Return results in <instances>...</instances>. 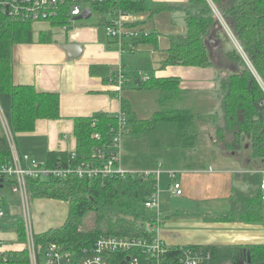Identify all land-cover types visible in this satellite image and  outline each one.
I'll use <instances>...</instances> for the list:
<instances>
[{"label": "trees", "instance_id": "trees-1", "mask_svg": "<svg viewBox=\"0 0 264 264\" xmlns=\"http://www.w3.org/2000/svg\"><path fill=\"white\" fill-rule=\"evenodd\" d=\"M188 2L191 6L199 7L200 14L186 17L185 36H171L163 67L216 68L227 74L226 92L221 102L223 125L216 124L215 128L217 144L226 153L238 155L250 151L248 157L262 167L254 174L246 175V181L256 187L255 190L250 193L234 191L230 198V209L212 220L217 223L264 226V201L260 188L263 176L259 172L264 170V0ZM113 4L127 13H149L150 16L167 9L165 5L152 0H117ZM110 7L111 4L94 5V9L101 12ZM214 9L219 12L243 54L230 39ZM69 22L67 15L62 14L52 26H64ZM158 36L155 32H149L147 36L128 40L125 49L134 52L143 44L156 45ZM211 40L217 42L213 48L210 47ZM35 42H54L53 32L41 31L36 38L32 24L0 16V108L15 140L20 135L34 133L40 121L61 119L58 93H41L33 85L15 82L14 50L17 46ZM130 42L132 47H128ZM225 42L230 43V49L226 48L229 44ZM116 72L103 65L90 68L91 75L102 77L106 84L113 82ZM145 88L156 89L160 110L147 119H140L131 109L129 101L122 98V111L126 115L125 135L141 136L154 131L160 124L171 123L178 128L176 147L185 151L195 149L200 140L196 123L201 117L180 105L186 101L187 94L181 80L175 77L142 79L136 89ZM219 117L209 116L212 121L215 120L214 123ZM118 124V114L97 113L92 117L75 118L76 149L72 152H50L46 164L42 166L54 169L102 163L104 160L100 159L98 150L104 149L105 154L111 152ZM12 160V149L7 135H4L0 137V168L9 165ZM12 182L4 178L3 182L0 181V188ZM155 185L153 176L141 174L106 179L79 178L76 175L65 178L50 176L47 180L29 178L27 189L30 199L68 204L67 217L61 227L35 235L38 250L41 248L39 251H43L46 246L55 243L79 252L93 246L102 235H148L144 224L155 223L158 219L156 212L145 207ZM89 215H92L94 225L85 228ZM0 223L5 231L14 230L17 233L19 243L26 241L21 214L6 216ZM244 250L250 252L252 264H264V244L213 247L210 249V264H239ZM7 263L30 264L27 251H11Z\"/></svg>", "mask_w": 264, "mask_h": 264}, {"label": "crops", "instance_id": "crops-1", "mask_svg": "<svg viewBox=\"0 0 264 264\" xmlns=\"http://www.w3.org/2000/svg\"><path fill=\"white\" fill-rule=\"evenodd\" d=\"M152 1L165 5L167 9L154 16H150L149 13L141 14L144 28L159 36L156 45L147 43L137 48L136 51L149 53L147 67L150 69L139 68L136 71H131L132 76L127 74L130 68L123 63L125 56H121L116 47L111 46L113 42H107L103 32L93 25H87L75 31L71 26L68 32H64L60 28L50 30L51 27L47 23L36 24V38L41 31H51L54 42L47 44L35 42L15 48V82L20 85H33L41 93H58L61 99V119L40 121L34 133L20 135L16 138L15 150L20 156L28 155L39 163L38 160L47 159L50 152L74 151L76 149L75 118L92 117L97 113L116 115L123 110L122 98L129 101L131 109L137 117H145V113L152 115L157 112L152 93H148L144 97V91L136 89V86H140L143 77L148 79L175 77L181 80V86L185 91H208V93L212 91V97L218 92L221 97L224 96L227 74L216 68H187L180 65L163 67V63L168 57L167 50L170 47L171 36H185L186 17L189 14H200V8L191 6L188 0ZM68 44L82 45L83 55L78 59L69 58L64 50V46ZM226 48L230 49V46H226ZM93 65L107 66L113 72L119 68L123 69L127 77V84L121 99L110 90L109 85L104 82L102 77L91 75L90 68ZM140 72L143 76L140 75ZM218 78L221 79L222 84H216ZM141 96L143 99L145 98L144 101H140ZM132 100H135L136 103ZM2 115L0 108V137L6 135L8 130L7 122ZM204 116L209 117L210 115ZM219 118L216 123L213 120L215 128L218 125H223L222 116ZM163 125L167 124L159 126ZM168 125L173 126V124ZM174 128L177 135L171 142L162 146L159 161L164 159L170 149H178L176 147L178 128L176 126ZM233 154L240 158L238 167L214 168L210 166L206 168L205 166L199 167L195 163H184L179 172L172 168L164 169L161 162H158L156 170L136 168L134 164H126L122 156V165L129 171L155 172L159 170L162 173L167 172V174L174 172L176 181H178V174L180 175L181 180L178 182L182 185L183 193L178 198H184L185 205L189 208L182 206L178 209V207H167V204H162L164 210L163 213H160L163 219L160 233L167 245L198 246L203 249H211L213 247L264 244V226L217 223L212 220V218L223 214L218 213L221 207L231 206L230 198L234 191L250 193L256 188L246 181V175L254 174L261 166L251 157H243V153ZM181 159L189 160L187 156H183ZM171 181L173 183L172 179ZM169 193L175 197L171 188H169ZM36 202H38V207L49 208L52 212L60 208L59 204L62 203L42 200H36ZM53 220L56 222L55 218ZM64 221L58 223L63 224ZM0 239L5 245L3 255L10 259L11 251L18 249L17 233L14 230L4 231L0 234Z\"/></svg>", "mask_w": 264, "mask_h": 264}, {"label": "built area", "instance_id": "built-area-1", "mask_svg": "<svg viewBox=\"0 0 264 264\" xmlns=\"http://www.w3.org/2000/svg\"><path fill=\"white\" fill-rule=\"evenodd\" d=\"M117 0H0V16L6 17L12 21L36 24L47 23L52 28H60L68 32L70 24L74 19L80 16L87 8L93 12L94 5L111 4V7L104 12H110L116 21L107 23L106 34L108 39H114L119 47V52H124L125 42L147 36L149 31L143 26L141 14H133L122 11L118 6L114 7ZM113 5V6H112ZM95 10V9H94ZM216 16L225 24L219 12L214 9ZM66 14L70 24L64 26H52L60 15ZM39 33V32H37ZM228 34L233 38L237 49L243 54L235 37L229 30ZM128 47H132L130 42ZM140 75L142 73L140 72ZM144 80L148 78L143 77ZM127 77L122 68L116 72L115 79L109 85L110 90L120 99L125 89ZM3 116V115H2ZM4 118V116H3ZM119 124L114 135L113 144L108 154L104 149L98 150V155L102 163H93L90 165H78L76 167L68 166L66 168L47 169L28 155L20 156L15 150V139L8 127L7 137L12 149L13 160L7 166L0 168V181L4 178L13 182L9 185L12 193L18 195L22 201V218L25 226L26 242L18 243L21 251L26 250L29 256L30 264H210L212 253L210 249H203L198 246H169L161 238L162 218L157 210L160 209V191L159 178L162 172H134L125 169L122 165V139L125 136L126 115L123 111L118 113ZM5 120V118H4ZM6 122V120H5ZM75 154L73 153V158ZM28 164V165H26ZM262 174L261 191L264 201V170L259 171ZM141 174L153 176L156 180L155 190L145 203L147 210L156 212L157 221L146 222L144 227L148 235L142 237H119L102 235L91 247H85L79 252L67 250L58 244H49L43 251L38 250L33 226V217L31 212L30 198L27 189V180L46 179L50 176L56 178H65L69 175H76L79 178L98 179V178H116L127 175ZM173 183L171 191L176 197L182 196V185L176 181V173H169ZM4 196L0 195V220L6 217L4 211ZM0 223V234L4 232ZM4 242L0 239V264H8L7 257L4 254ZM20 251V249L16 250Z\"/></svg>", "mask_w": 264, "mask_h": 264}, {"label": "rangeland", "instance_id": "rangeland-1", "mask_svg": "<svg viewBox=\"0 0 264 264\" xmlns=\"http://www.w3.org/2000/svg\"><path fill=\"white\" fill-rule=\"evenodd\" d=\"M117 17H113L110 12H101L96 11L93 9L92 16L88 20H81L70 24V28L74 31L76 29L82 28L87 25H93L97 27L101 32H103L107 42H113V45L119 52V47L114 39H108L106 30H107V23L116 21ZM144 26V25H143ZM225 30L229 32L228 26L224 24ZM147 30V29H146ZM229 35V34H228ZM230 39L234 43L233 38L229 35ZM226 41V36H224ZM225 44H229L225 42ZM235 45V43H234ZM236 46V45H235ZM137 50V49H136ZM132 52L129 49H125L124 52H121V56H125L123 59V63L125 66L129 67L127 74L132 76L131 71H136L139 68H143L144 70H149L150 68L147 67L148 61V52H139V51ZM147 61V62H146ZM123 64V65H124ZM124 67V66H123ZM155 72V71H154ZM222 84L221 79L218 78L216 84ZM144 97L148 95V93H152V97H154L155 107L160 110V104L158 102V93L156 89H148L145 88L144 90ZM226 92V91H225ZM186 101L180 104L183 108L190 109L195 114L199 115L201 118L197 120L196 126L200 133V140L198 146L195 149H190L188 151L182 149H170L167 154H165L164 159L159 161L160 158V150L162 149L163 145H166L167 142H171L173 138L177 135L175 126L167 125L159 126L154 131L148 132L141 136L133 137L125 135L122 139V156L124 161L128 165L134 164L136 168H158V162L164 166V169L172 168L176 172H179L182 169L184 163H195L198 164L199 167L205 166L209 168L210 166L217 168H234L240 166L239 159L237 156H233V153H226L223 149L217 144V137L215 134V125L213 121L204 116L206 114L209 115H219L222 116V109H221V101L222 98L218 93L215 94L214 97L211 96L212 91H186ZM143 96L140 97V101H144ZM135 102V100H132ZM136 103V102H135ZM157 111V110H156ZM155 113V112H154ZM153 113V114H154ZM152 114V115H153ZM149 113H145V117H139L140 119H147L150 116ZM204 117V118H203ZM164 124V123H163ZM174 129V130H173ZM213 139V140H212ZM124 151V152H123ZM250 151H245L243 153V157L247 158ZM183 156H187L189 158L188 161H183L181 158ZM194 159V160H193ZM38 160V159H37ZM41 165L46 164L47 159L38 160ZM201 165V166H200ZM163 169V170H164ZM162 172V171H160ZM47 180V178H46ZM177 180L180 181V175L178 174ZM159 191H160V209L157 210V213H163L164 206L162 204H167V207L174 206L178 207H186L189 206L185 205L184 198L174 197L172 194L169 193L170 185L172 184L170 175L167 172H163L159 178ZM0 195L4 196L7 200L6 204L4 205V211L6 216L11 215H20L22 213V201L21 198L12 193L10 186H6L5 188H0ZM31 204V212L33 217V226L34 232L38 233V230H45L48 231L50 229L61 227L62 221L65 220L67 217L68 212V204L67 203H60V208L53 212L49 210V208H45L48 210L43 209L42 207H38V202L33 199H30ZM161 206L163 208L161 209ZM230 209L229 207H221L218 213L227 212ZM56 219V222H54ZM54 222V223H52ZM58 222H61L60 224ZM64 223V222H63ZM56 224V225H55ZM94 225L92 215H89L85 220V228H90ZM48 229V230H46ZM44 232V231H43ZM5 235V234H4ZM26 242V241H25ZM17 243V242H16ZM16 245V244H15ZM21 251V246L18 250ZM209 249V248H207ZM45 260L41 259V264H44Z\"/></svg>", "mask_w": 264, "mask_h": 264}, {"label": "water", "instance_id": "water-1", "mask_svg": "<svg viewBox=\"0 0 264 264\" xmlns=\"http://www.w3.org/2000/svg\"><path fill=\"white\" fill-rule=\"evenodd\" d=\"M92 16V11L90 8H87L80 16L74 19L75 22L81 20H88ZM217 44L216 41H210V47H215ZM64 50L67 52L69 58L71 59H78L83 55V46L78 44H68L64 46ZM244 253V260L246 264H252L250 252L247 250L243 251Z\"/></svg>", "mask_w": 264, "mask_h": 264}, {"label": "flooded vegetation", "instance_id": "flooded-vegetation-1", "mask_svg": "<svg viewBox=\"0 0 264 264\" xmlns=\"http://www.w3.org/2000/svg\"><path fill=\"white\" fill-rule=\"evenodd\" d=\"M239 264H246V263H245V260H244V253H243V258H242V260L239 261Z\"/></svg>", "mask_w": 264, "mask_h": 264}]
</instances>
